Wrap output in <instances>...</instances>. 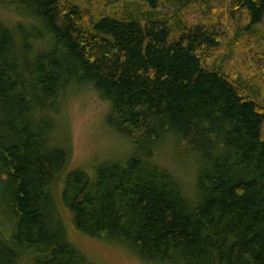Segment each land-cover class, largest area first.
Returning <instances> with one entry per match:
<instances>
[{"label": "trees", "instance_id": "trees-1", "mask_svg": "<svg viewBox=\"0 0 264 264\" xmlns=\"http://www.w3.org/2000/svg\"><path fill=\"white\" fill-rule=\"evenodd\" d=\"M88 90L122 150L83 167ZM80 240L264 264V0H0V264H92Z\"/></svg>", "mask_w": 264, "mask_h": 264}, {"label": "rangeland", "instance_id": "rangeland-1", "mask_svg": "<svg viewBox=\"0 0 264 264\" xmlns=\"http://www.w3.org/2000/svg\"><path fill=\"white\" fill-rule=\"evenodd\" d=\"M63 104L61 118L68 131L74 165L86 167L122 150L104 125L108 106L94 92L68 95ZM80 241L78 246L92 264H144L128 251Z\"/></svg>", "mask_w": 264, "mask_h": 264}]
</instances>
